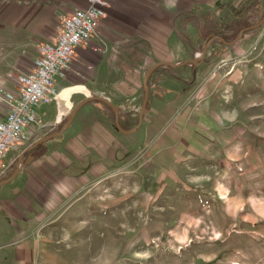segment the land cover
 <instances>
[{"label": "rangeland", "instance_id": "1", "mask_svg": "<svg viewBox=\"0 0 264 264\" xmlns=\"http://www.w3.org/2000/svg\"><path fill=\"white\" fill-rule=\"evenodd\" d=\"M197 12L202 31L185 22L181 39L199 63L155 67L150 98L175 79L177 94L160 107L149 98L129 140L97 148L104 159L83 164L53 145L34 155L27 142L3 158L14 152L0 186L24 218L0 241L29 245L25 264H264V0ZM7 38L6 76L21 55Z\"/></svg>", "mask_w": 264, "mask_h": 264}, {"label": "crops", "instance_id": "2", "mask_svg": "<svg viewBox=\"0 0 264 264\" xmlns=\"http://www.w3.org/2000/svg\"><path fill=\"white\" fill-rule=\"evenodd\" d=\"M108 1L107 14L90 40L75 47L63 74H55L58 96L36 106L41 123L29 125V138L23 150L31 148V151L37 150L34 155H42L39 154L42 150L46 153L53 145L56 150H67L74 156L73 160L87 164L104 159L97 148L121 146L119 141L129 140L142 109L147 70L155 64L189 60L184 59L185 44L181 39L184 24L186 31H200L197 11L203 4H216L218 0ZM88 5L89 0H0V34L10 39L7 44L9 48L13 46L10 50L21 53L17 59L16 54L9 59L10 75L32 72L38 44L53 43L62 30L64 17ZM7 72L0 71V87L12 90L15 81L5 75ZM177 82L175 79V85ZM175 85L160 97H154L159 107L166 98L177 94L178 84ZM152 92L150 86L149 98ZM150 100V107L156 106ZM76 107L79 108L68 129L60 136L47 139L61 129ZM9 109V103L0 96V120ZM149 114L152 116V111ZM131 130L132 134L125 132ZM42 140L44 144L36 147ZM20 145L10 150L16 151ZM13 154L4 163L7 169L0 174V179L9 174L15 161ZM11 191L0 186V230L4 225L8 228L11 224H23L22 201L9 199ZM29 252V245L24 242L0 241V264H25V259L33 258Z\"/></svg>", "mask_w": 264, "mask_h": 264}, {"label": "built area", "instance_id": "3", "mask_svg": "<svg viewBox=\"0 0 264 264\" xmlns=\"http://www.w3.org/2000/svg\"><path fill=\"white\" fill-rule=\"evenodd\" d=\"M108 0H89L62 20V30L53 43L40 42L30 73L11 74L14 89L0 87V96L10 105L6 117L0 120V174L6 168L3 158L8 151L29 138L28 127L41 123L36 106L49 103L58 96L55 74H63L73 57L75 47L87 43L100 21L107 14Z\"/></svg>", "mask_w": 264, "mask_h": 264}, {"label": "water", "instance_id": "4", "mask_svg": "<svg viewBox=\"0 0 264 264\" xmlns=\"http://www.w3.org/2000/svg\"><path fill=\"white\" fill-rule=\"evenodd\" d=\"M206 52H207V47L204 48V51H203V53H202V56H203V57L205 56ZM192 62L195 63V64H198V63H199L197 58L189 59V60H185L184 62H182V63H178V64H174V63H171V62H166V63H167V64H171V65H173V66H175V67H179V66L185 65V64H187V63H192ZM158 65H159V64H155V65H153L152 67H150V68L147 70L146 75H145V77H144L145 97H144V101H143L142 109H141V111H140V123H139V126L141 125V123H142V121H143V116H144V113H145V111H146V109H147V105H148V102H149V95H150V92H149V85H148V82H149V76H150V73L153 71V69H154L156 66H158ZM78 108H79V107H76V109L71 113L68 122H67V123L61 128V130L58 131V132H56V133H53V134L48 135V136H47V139H50V138H53V137H56V136H60V135H62L63 132H64L65 130H67L68 127L70 126V124H71V122H72V117L76 114ZM114 109H115V107H114ZM117 123H119V122H118V119H117ZM118 125H119V124H118ZM119 127H120V126H119ZM120 128H121V127H120ZM121 129H122V128H121ZM123 131H124V130H123ZM125 132H130V133H131V132H133V130H131V131H125ZM17 174H18V173H15V174L12 176V179H13L14 177H16ZM8 181H9V180H7V181H1V182H0V185L5 184V183H7Z\"/></svg>", "mask_w": 264, "mask_h": 264}, {"label": "trees", "instance_id": "5", "mask_svg": "<svg viewBox=\"0 0 264 264\" xmlns=\"http://www.w3.org/2000/svg\"><path fill=\"white\" fill-rule=\"evenodd\" d=\"M187 14V13H186ZM199 23H200V31H202V27H201V18H199ZM201 34H202V32H201ZM204 35V34H203ZM211 39V37L209 38V40ZM84 102H86V100L84 101ZM148 104H149V102H148ZM66 121V123L68 122L67 120H65ZM64 121V122H65ZM44 140H42L41 142H39L38 144H37V146L36 147H40V146H42L44 143ZM44 153V150H42L39 154H43Z\"/></svg>", "mask_w": 264, "mask_h": 264}]
</instances>
